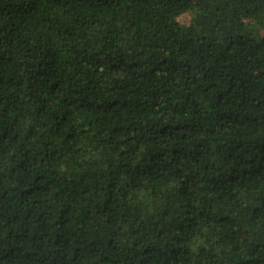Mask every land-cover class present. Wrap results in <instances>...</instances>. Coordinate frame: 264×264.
I'll return each mask as SVG.
<instances>
[{
  "label": "trees",
  "instance_id": "16d2710c",
  "mask_svg": "<svg viewBox=\"0 0 264 264\" xmlns=\"http://www.w3.org/2000/svg\"><path fill=\"white\" fill-rule=\"evenodd\" d=\"M0 264H264V0H0Z\"/></svg>",
  "mask_w": 264,
  "mask_h": 264
},
{
  "label": "rangeland",
  "instance_id": "374dc122",
  "mask_svg": "<svg viewBox=\"0 0 264 264\" xmlns=\"http://www.w3.org/2000/svg\"><path fill=\"white\" fill-rule=\"evenodd\" d=\"M188 19H189V16L186 15V14H185V15H182V16L180 17V20L183 21V22H187Z\"/></svg>",
  "mask_w": 264,
  "mask_h": 264
}]
</instances>
